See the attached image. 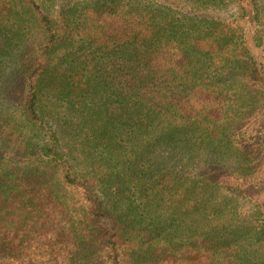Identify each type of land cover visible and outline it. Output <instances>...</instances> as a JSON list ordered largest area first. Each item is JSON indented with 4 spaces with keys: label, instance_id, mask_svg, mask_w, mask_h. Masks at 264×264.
<instances>
[{
    "label": "trees",
    "instance_id": "16d2710c",
    "mask_svg": "<svg viewBox=\"0 0 264 264\" xmlns=\"http://www.w3.org/2000/svg\"><path fill=\"white\" fill-rule=\"evenodd\" d=\"M228 3L0 0V264H264V59Z\"/></svg>",
    "mask_w": 264,
    "mask_h": 264
},
{
    "label": "rangeland",
    "instance_id": "374dc122",
    "mask_svg": "<svg viewBox=\"0 0 264 264\" xmlns=\"http://www.w3.org/2000/svg\"><path fill=\"white\" fill-rule=\"evenodd\" d=\"M226 6H221L217 10H208V13L212 17L222 19L223 21L236 25L237 23L244 25L246 36L249 43H252V47L255 49L256 56H261L264 59V0H242V1H228ZM225 2V0H224ZM260 59V60H261ZM9 71V69H7ZM0 81V85H1ZM20 88V87H19ZM18 86L14 88V92L17 91V97H19ZM18 89V90H17ZM260 102H264L261 100ZM264 106V104H261ZM249 122H244V126L248 123V127L252 126L255 133L260 134V130L264 129V107L257 111V114L250 116ZM257 146L256 148H258ZM260 159L264 161V148L257 149ZM264 166V165H262ZM261 169L264 171V168ZM261 190L260 195L258 191ZM254 194L264 198V182L257 187ZM248 202V201H247Z\"/></svg>",
    "mask_w": 264,
    "mask_h": 264
}]
</instances>
